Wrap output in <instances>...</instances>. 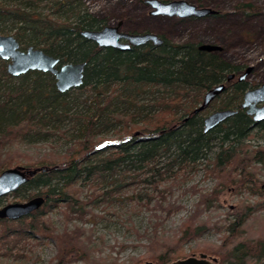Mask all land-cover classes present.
Wrapping results in <instances>:
<instances>
[{"label": "trees", "instance_id": "1", "mask_svg": "<svg viewBox=\"0 0 264 264\" xmlns=\"http://www.w3.org/2000/svg\"><path fill=\"white\" fill-rule=\"evenodd\" d=\"M196 3L204 7L202 0ZM82 5V0H0V35H12L21 50L32 46L58 58L59 65L85 64L82 85L61 93L51 73L30 70L14 77L6 71L7 61L0 58V173L28 158L27 153H17L19 142L35 136L50 120L62 122L59 115L67 114L80 97L91 98L93 104V113L82 115L78 127H73L64 153L47 152L38 161L27 160V168L41 170L13 194L21 200L35 196L46 199L42 208L29 216L0 220L5 225L0 241L23 247L35 236L52 240L56 246L54 264H170L181 258L183 245L214 229L221 234L219 244H202L193 253L215 257L218 264H264V239L255 237L248 224L263 206L241 199L226 212L220 225L198 219L206 209L217 206L225 193H262L259 198L264 200V186L257 185L255 166L264 161V149L254 150L247 143L264 133V119L254 123L240 108L243 93L250 88L246 80L237 81L245 66L232 64L219 52L199 50V44L175 43L164 36H160L163 42L159 46L147 43L125 51L101 48L81 36V31L100 30L107 20ZM235 9L255 13L250 3ZM212 16L217 18L221 13ZM229 74L235 77L226 82ZM221 83L226 85L225 91L209 106L216 103L217 110L236 113L204 132L207 108L196 114L193 111L204 93ZM145 98L148 103L139 105ZM124 105L133 113H124ZM111 107L112 113L107 115ZM126 121L138 132L129 127L109 146L107 141L93 144L99 129L119 128ZM201 160L216 184L208 191L192 188L197 202L174 234L160 231L164 218L143 233L131 226L136 238L146 240L144 257H129L126 263L118 257L101 256V248L92 246L91 234L85 235L82 226L58 232L46 218L51 209L62 205L68 211L67 223L83 220L89 213L85 207L101 200L99 191L94 194L101 185L118 190L151 178L157 187L163 181H175V175L182 171L195 170ZM77 186L91 188V198H76ZM157 207L165 217L181 209L174 202L163 205L159 201ZM117 247L123 251L128 245Z\"/></svg>", "mask_w": 264, "mask_h": 264}, {"label": "rangeland", "instance_id": "2", "mask_svg": "<svg viewBox=\"0 0 264 264\" xmlns=\"http://www.w3.org/2000/svg\"><path fill=\"white\" fill-rule=\"evenodd\" d=\"M184 1L197 6L196 2L200 0ZM202 3L204 7L220 12L221 16L215 18L210 15L186 19L152 16L149 14L151 9L144 3V0H82L83 8L87 9L89 13L98 18L106 19L107 25H119V30L122 32L153 33L159 37L164 36L175 43L217 45L221 47L219 54L222 57L234 65L245 66L238 74H241L247 67L252 68L245 78L248 87L252 88L263 84L264 0H202ZM245 3L252 4L255 7V13H243L235 9L239 4ZM143 100H140L138 104L144 106L148 103L146 98ZM77 102L67 114L59 115L62 122L56 123L50 120L43 125L41 130L36 131L35 136L30 135L17 144V153H27L28 156L23 162H19V166L27 167L25 165L29 163L27 160L32 158L38 161L47 152H59L60 154L65 152L69 146L67 140L73 132V127H78L82 115H87L88 112L93 113L91 98L80 97ZM214 105L215 107L213 105V107H207V113L204 117L217 110L216 103ZM124 108H122L124 113L126 110L127 113H133L129 106L124 105ZM112 109L113 107L108 108L106 114L112 113ZM138 112L140 111L138 110ZM129 127L130 123L126 121L125 125L122 126L121 124L119 128L117 126L99 129L94 136L93 144L107 141V146H109L110 141L117 140L119 135L121 136L123 131ZM130 129L138 132L134 127H130ZM64 132L67 133L64 134ZM247 143L254 150L264 149V133H260ZM204 163L205 161L201 160L195 170L182 171L175 175L177 177L175 181L166 180L159 183L157 187H154L150 182L152 181L151 178H149V182L135 181L126 186H121L118 190L110 185H101L99 190L94 192L95 195L100 192L101 200L85 207L89 213L83 220L71 219L67 223L65 213L68 211L62 205L51 209L46 218L52 222L58 232L65 228L72 229L74 226H82L86 231L85 235L91 234L92 246L101 248L99 252L101 256L118 257L120 261L127 263L129 257L145 256V248L142 245L146 244V240L136 238L131 226L137 229L139 233H143L145 230L150 231L154 222H160L164 218L160 231L165 235L174 234L181 222L192 212L197 202L198 196L192 191V188L208 191L216 184V181L205 172ZM255 166L257 168V185L264 186V161L256 163ZM28 168L31 169L32 167ZM90 189L88 186L75 187L76 198L80 201L90 199ZM260 194L262 193H249L248 191H243L240 195L236 193L222 194L221 202L217 206L206 209L198 219L209 220L211 225H220V221H223L226 212L232 211L233 206L241 199H248L250 203H253L252 205L263 206L261 209H257L258 211L248 224L251 233L256 235L255 237L264 239V200L259 198L262 197ZM161 197L165 198L164 201ZM23 201L25 200H21L18 195L9 193L0 197V207ZM159 201H162L163 205L174 202L181 209L165 217L166 213L161 212L157 207ZM155 215L159 218H155ZM4 228L5 225L0 221V233L3 232ZM220 235L219 232L210 229L200 239L186 243L182 247L183 254L180 259L198 256L199 254L193 253V250L202 244H219ZM3 242L0 241V264L55 263L53 259L56 246L52 240L35 236L29 239V242L25 243L23 247L21 244L12 247L13 243ZM118 244H126L128 247L120 251L117 247Z\"/></svg>", "mask_w": 264, "mask_h": 264}, {"label": "water", "instance_id": "3", "mask_svg": "<svg viewBox=\"0 0 264 264\" xmlns=\"http://www.w3.org/2000/svg\"><path fill=\"white\" fill-rule=\"evenodd\" d=\"M151 11L152 16L186 18H202L218 13L208 7H198L184 0L160 1L144 0ZM81 36L91 40L101 48H115L118 50H129L132 47L143 46L151 43L153 46L162 44L163 39L153 33H126L119 30V25H106L100 30H84ZM199 50L206 52H219L221 47L214 44L201 43ZM0 58L7 61L6 71L11 76H19L30 70L49 72L54 76L57 90L64 93L70 89L77 88L83 83L84 63H62L40 49L27 47L20 49V45L12 35H0ZM252 68L247 67L237 76V81H243L251 72ZM235 77L229 74L226 82H230ZM226 88L224 83L218 84L204 95L201 104L194 109L193 113H199L209 106ZM240 108L251 116L254 123L264 119V83L257 87L250 88L243 93ZM235 110H217L210 113L203 119V131L207 132L226 119L233 116ZM41 169H28L23 166L8 168L0 173V197L15 192L24 185L30 177ZM45 196H35L23 202H14L0 207V220H18L39 210L45 202ZM145 264H153L145 262ZM170 264H218V259L206 254L190 256L184 259H178Z\"/></svg>", "mask_w": 264, "mask_h": 264}, {"label": "bare ground", "instance_id": "4", "mask_svg": "<svg viewBox=\"0 0 264 264\" xmlns=\"http://www.w3.org/2000/svg\"><path fill=\"white\" fill-rule=\"evenodd\" d=\"M97 46H98V45H97ZM129 50H130V49H129ZM225 89H226V88H225ZM224 91H225V90H224ZM224 91H223V92H224ZM244 112H245V111H244ZM245 114H246V113H245ZM41 208H42V207H41ZM29 215H30V214H29ZM29 215H27V216H29ZM24 217H26V216H24ZM22 218H23V217H22Z\"/></svg>", "mask_w": 264, "mask_h": 264}, {"label": "flooded vegetation", "instance_id": "5", "mask_svg": "<svg viewBox=\"0 0 264 264\" xmlns=\"http://www.w3.org/2000/svg\"><path fill=\"white\" fill-rule=\"evenodd\" d=\"M244 80H246V79H244ZM244 80H243V81H244Z\"/></svg>", "mask_w": 264, "mask_h": 264}]
</instances>
